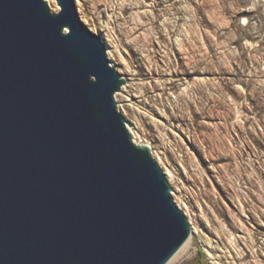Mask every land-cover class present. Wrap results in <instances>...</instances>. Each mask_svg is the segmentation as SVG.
<instances>
[{
	"label": "water",
	"instance_id": "95a60500",
	"mask_svg": "<svg viewBox=\"0 0 264 264\" xmlns=\"http://www.w3.org/2000/svg\"><path fill=\"white\" fill-rule=\"evenodd\" d=\"M46 1L0 0V264H166L192 226L102 36Z\"/></svg>",
	"mask_w": 264,
	"mask_h": 264
},
{
	"label": "rangeland",
	"instance_id": "374dc122",
	"mask_svg": "<svg viewBox=\"0 0 264 264\" xmlns=\"http://www.w3.org/2000/svg\"><path fill=\"white\" fill-rule=\"evenodd\" d=\"M74 1L128 84L130 135L196 226L175 264H264V0Z\"/></svg>",
	"mask_w": 264,
	"mask_h": 264
},
{
	"label": "bare ground",
	"instance_id": "6f19581e",
	"mask_svg": "<svg viewBox=\"0 0 264 264\" xmlns=\"http://www.w3.org/2000/svg\"><path fill=\"white\" fill-rule=\"evenodd\" d=\"M51 0H48L47 2H49V4H50V6H51V2H50ZM78 1V0H77ZM58 5V4H57ZM52 10H54L53 8H52ZM111 54V51L109 50V49H107V56H109ZM123 78V77H122ZM124 79V78H123ZM128 86V84L126 83V82H123V84L121 85V88H120V90L119 91H117L116 93H115V95H114V97H116L117 98V95H122V92L124 91V90H126V87ZM119 106H121V105H119ZM122 107V106H121ZM121 109V108H120ZM128 130L129 131H131L132 132V136L133 137H135L136 138V135H134L135 134V131H134V126L133 125H128ZM133 140L134 141H136V139H134L133 138ZM137 142V141H136ZM147 145H148V143H147ZM153 151V150H152ZM152 151H151V153H152ZM166 174H167V176H169V175H171L170 174V171L169 170H167L166 171ZM170 177V176H169ZM186 208H187V206H186ZM191 224V223H190ZM191 229H192V231H191V234H190V236H189V238H188V240H185V243L178 249V251H176V253H174L173 254V256L168 260V262L166 263V264H175V262L178 260V259H180L183 255H184V253H186L188 250H189V248H190V246H191V240H192V238H193V235H192V233H196L197 232V229H195V225L192 223L191 224ZM231 241V239L229 240V242ZM231 244V243H230ZM209 246H210V248L211 249H214V248H218V246H217V243L215 242V244H214V246L212 245V244H208ZM208 255H210V256H212L213 258H216L215 256H213V254H212V252H210V254H208ZM230 256V255H229ZM216 262V261H215Z\"/></svg>",
	"mask_w": 264,
	"mask_h": 264
}]
</instances>
